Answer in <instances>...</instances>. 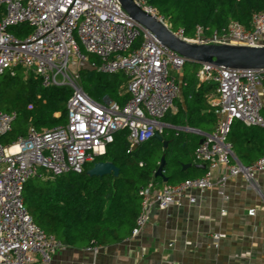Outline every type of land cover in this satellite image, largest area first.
<instances>
[{
	"label": "built area",
	"instance_id": "built-area-1",
	"mask_svg": "<svg viewBox=\"0 0 264 264\" xmlns=\"http://www.w3.org/2000/svg\"><path fill=\"white\" fill-rule=\"evenodd\" d=\"M133 1L186 41L261 45L264 12L253 13L248 27L233 20L220 31L206 33L197 26L192 36H185L182 29L173 30L147 0ZM20 23L28 24L30 31L16 36L10 27ZM86 53L98 58L96 64L90 62L98 71L124 74L129 97L123 105L107 97L96 101L82 89L76 65L87 60ZM184 62L134 21L118 0H0V73L20 67L33 73L43 87L65 85L71 89L63 123L41 129L30 124L24 134L7 143L0 141V264H48L63 245L28 213L23 190L29 178L81 172L105 153L119 130L126 129L127 151L160 133L161 119L179 92L170 70H179ZM196 76L214 83L216 93L214 127L193 150L195 160L206 171L174 184L155 187L149 181L141 186L140 211L131 235L141 231L153 204L166 209L184 200L194 203L195 197L187 191L211 187L210 171L219 166L225 169L217 180L219 185L228 177L241 175L248 188L257 189L255 178L264 171V153L252 163L242 164L227 134L235 120L264 128L260 113L264 68L202 63ZM14 117V112L0 111V136L11 130ZM212 236L216 241L225 235ZM97 247L88 245L86 249L95 252Z\"/></svg>",
	"mask_w": 264,
	"mask_h": 264
},
{
	"label": "trees",
	"instance_id": "trees-1",
	"mask_svg": "<svg viewBox=\"0 0 264 264\" xmlns=\"http://www.w3.org/2000/svg\"><path fill=\"white\" fill-rule=\"evenodd\" d=\"M162 14L173 30L182 29L192 36L197 26L206 33L220 31L230 21L249 26L251 15L264 12V0H147ZM208 28V30H206ZM16 36L30 31L20 23L10 27ZM137 42L134 43L135 46ZM89 62H96L94 54L86 53ZM198 63L185 61L182 94L185 108L167 112L163 119L175 124L201 127L210 132L216 120V106L207 97L215 84L200 81L196 76ZM82 89L94 100L107 97L123 105L129 95L122 89L125 76L122 72H101L97 69L79 70ZM264 84V80H263ZM71 89L65 85L43 87L31 72L20 67L0 73V111L14 112L11 130L0 136L2 143L24 134L28 125L37 129L52 127L66 120L65 104ZM261 115L264 117V94ZM58 113V115H55ZM168 139L167 147L151 137L138 146L128 149L126 129L115 133L113 141L103 155L95 161L110 160L118 167V175L88 176V164L77 172H66L54 177L33 176L23 190L25 207L33 222L46 233L54 235L64 245H106L118 242L131 233L140 211L139 188L149 181L174 184L186 178L202 175L206 168L195 166L193 150L198 144L196 135L162 130ZM227 140L242 164H250L264 153V128L232 122ZM164 154L166 181L153 173L160 156ZM182 163L191 165L185 169Z\"/></svg>",
	"mask_w": 264,
	"mask_h": 264
},
{
	"label": "crops",
	"instance_id": "crops-1",
	"mask_svg": "<svg viewBox=\"0 0 264 264\" xmlns=\"http://www.w3.org/2000/svg\"><path fill=\"white\" fill-rule=\"evenodd\" d=\"M170 73L179 84L174 105L168 111L175 113L185 108L183 68L171 69ZM122 89L126 92L125 82ZM207 97L213 103L215 89ZM161 123L162 130L174 135H196L198 141L208 132L201 127L172 123L171 119L162 118ZM224 171L222 166L210 171L211 187L187 191L195 197L192 204L184 200L166 209L153 204L138 234L99 245L95 252L85 246L63 244L53 252L48 264H264V171L256 175L257 189L248 188L241 175L228 177L219 185L217 180ZM218 232L225 236L215 241L212 235Z\"/></svg>",
	"mask_w": 264,
	"mask_h": 264
},
{
	"label": "water",
	"instance_id": "water-1",
	"mask_svg": "<svg viewBox=\"0 0 264 264\" xmlns=\"http://www.w3.org/2000/svg\"><path fill=\"white\" fill-rule=\"evenodd\" d=\"M122 8L137 23L152 32L156 38L169 49L181 55L185 61L212 63L232 68H264V45H244L235 43H195L186 41L174 35L172 31L153 15L147 13L133 0H118ZM78 70L95 69L87 60H79ZM154 137L162 141L163 148L167 147L168 141L163 140L158 132ZM202 138L198 141L200 143ZM164 154L160 156L158 165L153 173L165 182ZM190 163H182L181 168L189 167ZM199 168H205L204 164H195ZM88 176H102L106 174L118 175V167L112 161L98 160L86 170Z\"/></svg>",
	"mask_w": 264,
	"mask_h": 264
},
{
	"label": "rangeland",
	"instance_id": "rangeland-1",
	"mask_svg": "<svg viewBox=\"0 0 264 264\" xmlns=\"http://www.w3.org/2000/svg\"><path fill=\"white\" fill-rule=\"evenodd\" d=\"M97 58V57H96ZM77 65H78V62H77ZM77 65H76V68H77ZM77 70H78V68H77ZM102 99V98H101Z\"/></svg>",
	"mask_w": 264,
	"mask_h": 264
}]
</instances>
